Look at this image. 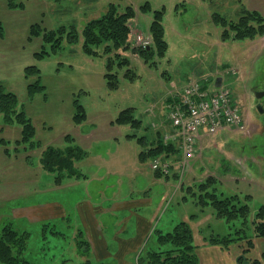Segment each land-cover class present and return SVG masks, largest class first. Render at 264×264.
<instances>
[{
    "label": "rangeland",
    "instance_id": "rangeland-1",
    "mask_svg": "<svg viewBox=\"0 0 264 264\" xmlns=\"http://www.w3.org/2000/svg\"><path fill=\"white\" fill-rule=\"evenodd\" d=\"M8 1L0 0V87L17 96L16 110L24 112L34 125L35 143L31 147L22 140L20 121L14 118L7 122L0 113V232L4 224L13 220L18 230H31L30 249L40 251L43 239L40 221L28 222L26 216L39 218L37 215H42V209L14 206L55 198L63 201L67 208V216L54 222L56 229L66 237L53 233L54 224L51 225L47 232L49 248L46 245L45 251L49 257L55 255L58 259L54 262L40 259L42 263L118 262L116 250L112 248L116 241L111 238L126 224L125 231H132L139 214L147 217L151 224L142 248L157 245L154 228L165 231L184 220L193 229L197 247L209 244L221 251L230 248L231 252L225 253L230 257L242 248L243 254H237L242 264H264V237L255 236L251 224L264 204V95L261 98L255 95V91L264 93V35L253 39L224 38L225 26L217 17L236 21L243 9L258 10L264 15V0H14L21 4L17 7H11ZM147 1L153 9L165 8L167 51L164 56L155 57L156 63L151 65L131 50L120 49V53L129 58L130 65L120 66L116 61L112 72L117 74L118 85L111 87L105 74L107 59L115 51L103 54L100 47V55L86 54L81 32L89 20L101 16L112 3L119 11L132 5L137 14L131 24L130 40L133 32L142 31L143 40L150 38L152 45L148 30L152 13L139 9ZM34 24L44 30L75 27L80 39L70 42L64 33L60 47L53 49V41L45 42L42 34H31ZM43 48L49 53L37 57L35 53ZM28 66L38 67L40 73L28 75ZM128 68L135 73L133 78L125 75ZM219 77L223 85L236 94L246 128H225L204 134L197 154L185 166L180 149L168 156L161 154L158 158L161 164L170 163L171 174L169 178L156 176L152 168L154 157L141 158L140 153L158 139L157 130L162 128L164 118L171 125L168 119L170 92L172 96L192 80L214 84ZM36 81L45 89L30 95L28 86ZM258 100L263 111L255 106ZM75 102L87 113L81 123L74 120ZM129 107L141 121L139 126L114 122L119 112ZM69 137L87 151L84 158L75 161L76 168L85 176L65 177L58 184L57 174L44 168L42 157L48 145L58 148L69 145ZM140 137L145 140H139ZM208 177L214 179L220 196L237 193L243 203L250 205L244 240L225 246L209 241L212 235L235 233L243 221L227 222L216 216L212 205L201 207L197 203L198 184ZM133 199H145L149 203L132 208L133 213L128 209L97 210ZM86 200L96 209V222L111 246V255L101 260L93 254L92 248L91 251L81 250L75 242L77 228L83 230L87 240L76 208L80 201ZM193 214L197 215L194 219ZM248 239L252 240L251 246L247 244ZM247 247H251L250 251L245 252ZM140 251L135 255V264ZM211 253L210 259L214 261H207L208 264L219 261L222 254L219 250ZM230 257L221 264H238ZM126 258L132 260L133 256Z\"/></svg>",
    "mask_w": 264,
    "mask_h": 264
},
{
    "label": "trees",
    "instance_id": "trees-1",
    "mask_svg": "<svg viewBox=\"0 0 264 264\" xmlns=\"http://www.w3.org/2000/svg\"><path fill=\"white\" fill-rule=\"evenodd\" d=\"M11 7L20 6V3L14 0H9ZM143 13L151 12L152 20L149 23V33L152 36L153 44L149 47L132 46L131 44V24L137 14V10L134 6L128 5L125 10L119 11L115 4H111L106 12L101 16L89 20L83 28L81 34L83 37V51L91 56L100 55L98 50L102 47L103 54L109 55L107 61L108 71L105 74L107 83L111 87H117V74L112 72L113 65L116 61L120 66L130 65V60L120 53V49L131 50L134 54L142 57L146 63L151 65L155 64V57L164 56L168 48V43L165 39V27L163 24V17L165 8L153 9L151 4L147 1L139 8ZM225 28L223 31L224 38L233 39H245L256 38L260 35H264V15L258 10L243 9L242 14L236 20L223 19L217 16ZM2 25L0 22V31ZM2 32V31H1ZM67 34V38L70 42H76L80 39V33L75 28L67 30L65 26H61L57 29L44 30L39 25L34 24L31 26V34H42L45 42H51L52 48L57 49L62 43L63 34ZM47 49L35 53L37 57H44L48 54ZM28 75H34L40 73V69L36 66H28L26 68ZM125 75L133 78L135 73L131 68H128ZM45 86L36 81L30 83L28 86V92L30 95L44 90ZM19 100L17 96L7 91L4 87H0V113H3L7 122H12L14 118L20 121L23 125V141L29 142L31 147H34V125L24 112H18L16 110ZM76 112L74 114V120L77 123H81L87 117L85 108L75 102ZM116 123L119 124H131L132 126H139L141 121L137 119L133 114L131 107L119 112ZM158 139L150 142V148L147 151L140 153L141 158L145 156L158 157L161 154L168 156L170 153H177L179 151L175 140L164 142L162 132H157ZM139 140L144 141L145 137H140ZM69 145L64 148H58L48 145L45 153L42 157V163L46 170L49 172H55L56 182L59 184L65 177L82 178L85 175L79 171L75 166V161L84 158L87 155V151L75 143L72 138H67ZM67 143V144H68ZM156 176H168L171 173H164L162 170H155ZM166 174V175H165ZM169 174V175H168ZM173 176V175H172ZM214 179L208 177L207 181L198 184V190L200 191L197 203L201 207L206 205H212L215 210V214L218 218H223L227 222H235L236 220H242V227H236L235 233H229L227 235H212L209 239L212 243H220L222 245H230L234 241L244 240L243 237L247 235V225L249 222V216L251 214V207L248 203L241 201V196L237 193L233 195L220 196L216 187L213 184ZM213 186L212 188H210ZM190 188V187H188ZM188 188L186 190H188ZM212 189V190H211ZM194 192V191H193ZM192 192V193H193ZM195 194V193H193ZM246 198H249L246 195ZM197 215H191L194 219ZM64 219V218H63ZM57 220L40 222L41 230L43 232V239L39 246L40 251L31 250L30 239L32 237L31 230L17 229L14 226V221L9 220L1 229L0 232V263L1 264H46L42 263L40 259L45 261H55V255L48 256L46 250L49 248V239L47 232L51 225L53 233H58L59 236L66 237L65 233L56 229ZM252 229L255 236L264 237V204L259 207L255 217L251 221ZM234 226V224L232 225ZM231 226V227H232ZM156 231V246L143 247L138 254L137 264H201L199 254L197 252V246L194 244L193 229L189 222L181 220L174 224L171 228L157 229ZM234 234H236L234 236ZM75 242L79 249L90 250L89 242L84 237V232L80 228H77L75 233ZM245 238V237H244ZM252 240L248 239L247 244L251 246ZM251 247H247L245 252H248ZM55 258V259H52ZM40 262H37V261ZM84 264H96L90 260H87Z\"/></svg>",
    "mask_w": 264,
    "mask_h": 264
},
{
    "label": "built area",
    "instance_id": "built-area-1",
    "mask_svg": "<svg viewBox=\"0 0 264 264\" xmlns=\"http://www.w3.org/2000/svg\"><path fill=\"white\" fill-rule=\"evenodd\" d=\"M132 34V41L138 43L137 46H150L151 39L144 41L142 31ZM168 119L173 130L166 132L164 139L166 142H178L184 166L197 154L204 134H214L225 128H246L242 106L234 91L223 84L216 86L201 80H192L179 92L172 94ZM152 167L165 173L171 170L170 163L161 164L158 157L154 159Z\"/></svg>",
    "mask_w": 264,
    "mask_h": 264
},
{
    "label": "crops",
    "instance_id": "crops-1",
    "mask_svg": "<svg viewBox=\"0 0 264 264\" xmlns=\"http://www.w3.org/2000/svg\"><path fill=\"white\" fill-rule=\"evenodd\" d=\"M171 98V92L168 97V101ZM162 128H158L157 132H164L166 131H172L173 128L170 127L171 125H168L167 121H165V118L163 119ZM170 124V123H169ZM155 126V125H154ZM158 135V133H157ZM156 135V136H157ZM177 142V141H176ZM60 187V186H59ZM58 187V188H59ZM57 189V188H56ZM53 200L49 201H37V202H32V203H26L25 205L21 204L20 206H14L15 208H29L31 210L35 208H41V216L37 215L39 218H30L29 216H26V221L31 223L34 222H44V221H53V220H60L63 219L67 216V208L66 205L64 204L63 201L55 198H50ZM148 204L149 201L145 202L144 200H126V201H121L117 202L113 206H109L106 208H97L103 209V211H118L121 209H128L131 210L132 208L139 207L142 204ZM92 202L90 201H80L77 205V210L79 213L80 217V222L83 223L85 226V231L87 234V241L89 242L90 249L92 248V252L94 255H98V259L101 260L105 258L108 255H111V246L110 243L107 242L106 236L102 234V229L96 222V214L94 207L92 206ZM12 207V209L14 208ZM131 213L133 211L131 210ZM27 215V214H26ZM28 215H32V213H28ZM132 231H125L127 229V224L124 225V227L120 230L119 234L124 235V237L120 236L118 233L113 235L111 239L113 241H116V246H113L112 248L116 250V257L118 258V262H112V264H135V255L141 250L142 245L145 241V238L147 236L148 231L151 229V224L148 220L147 217H144L142 215L137 214V221L135 226H133ZM112 243V242H111ZM199 247V246H198ZM197 247V250H199L198 254L201 260V264H208L207 261H214L211 260L210 254L213 252V250H219L221 252L220 258H218L219 261L214 262L213 264H221L223 261H225L227 258L230 256L225 255V253H230L231 249L228 248V250L221 251L220 248H216L214 245H204L202 247ZM203 249V250H202ZM91 251V250H90ZM234 252L235 249H232ZM250 251V250H249ZM243 250L242 248L239 249V253H242ZM239 253H234V256L230 257L235 259L236 263L242 264L241 261L239 260V256L237 254ZM208 254V255H207ZM127 255H132L133 259L132 260H127L126 256ZM58 258H56L57 260ZM55 260V261H56ZM206 261V262H205ZM86 261H84L85 263ZM245 263V261L243 262ZM97 264H104V263H97Z\"/></svg>",
    "mask_w": 264,
    "mask_h": 264
},
{
    "label": "water",
    "instance_id": "water-1",
    "mask_svg": "<svg viewBox=\"0 0 264 264\" xmlns=\"http://www.w3.org/2000/svg\"><path fill=\"white\" fill-rule=\"evenodd\" d=\"M221 80H222V78H218L217 79V85H220L221 83ZM255 95H256V97L257 98H261V97H263V95H264V93H262L261 91H255ZM258 109H260L261 111H263V106L262 105H260V106H258Z\"/></svg>",
    "mask_w": 264,
    "mask_h": 264
},
{
    "label": "flooded vegetation",
    "instance_id": "flooded-vegetation-1",
    "mask_svg": "<svg viewBox=\"0 0 264 264\" xmlns=\"http://www.w3.org/2000/svg\"><path fill=\"white\" fill-rule=\"evenodd\" d=\"M259 101H260V100L256 101V104H255L256 107H258V106L261 105Z\"/></svg>",
    "mask_w": 264,
    "mask_h": 264
}]
</instances>
